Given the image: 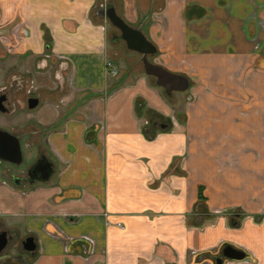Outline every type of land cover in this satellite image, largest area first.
Instances as JSON below:
<instances>
[{
	"label": "crops",
	"instance_id": "1",
	"mask_svg": "<svg viewBox=\"0 0 264 264\" xmlns=\"http://www.w3.org/2000/svg\"><path fill=\"white\" fill-rule=\"evenodd\" d=\"M108 8L186 88L230 58H248L249 71L264 73V0H0V32L23 33L15 58L41 70L56 63L54 79L67 92L45 87L38 72L28 121L0 124L15 125L27 160L42 156L51 166L45 182L17 187L0 173V229L8 235L0 264H212L226 246L244 253L226 264H264L263 142L233 152L226 139L245 144V126L207 134L199 108L187 132L176 116L151 131L144 110L159 119L175 110L152 99L136 78L142 70L122 68L102 26ZM226 150L237 166L228 168L229 158L216 165ZM28 237L29 252L21 247Z\"/></svg>",
	"mask_w": 264,
	"mask_h": 264
},
{
	"label": "rangeland",
	"instance_id": "2",
	"mask_svg": "<svg viewBox=\"0 0 264 264\" xmlns=\"http://www.w3.org/2000/svg\"><path fill=\"white\" fill-rule=\"evenodd\" d=\"M21 22V24L24 25L22 26L20 24L23 27L22 31H24V27H26L27 23L25 17L21 19ZM104 24L105 26L102 25L104 27V32L109 31L112 34L107 36V40L113 44V47H118V49H115V52H118L119 57H121L120 62L122 68L126 69L127 67H130L131 69H134V67H137V69L140 71L142 70V73L136 74V78L143 79L145 86L152 93V99L157 98L159 103L162 102V104L167 105L169 109L173 107L175 110L174 114L168 112V114L162 115L163 117L159 119L161 115H159L157 112L155 113L149 108L150 110L147 109L149 111L146 113V111L143 109L145 112L142 110V114L145 118H142V120L145 121V125L149 129L151 128V131L160 132V128H158L156 124L158 120L162 123L170 119L174 121L176 116L178 119H180L179 121L182 122V126L184 127L183 131L187 132L185 125L187 124L186 121H190V113L199 108L200 113L195 115V119L198 122H202L204 120L209 122L212 128L210 127L207 129V134L213 131L212 134L219 136L220 133L224 132L223 127H225V123H241L245 126L242 130V135L245 138L244 141H246L245 144H234L236 142L235 136L239 138L237 135H230L226 139L227 141L230 138L232 140L231 142L233 143L227 147L231 149H237V151L233 152H253V140L255 138H258L264 144V73L252 70L249 71V63H251L250 59L247 58L245 60H241V58H230L229 61L227 59L224 61V63L220 61L214 66L212 70L210 69L208 73L203 76V79H199L198 81L194 80L195 85L192 88L189 87L191 82H193L191 80V82H188V86L184 90L170 91L168 94H166L163 88L156 85L154 79H151L144 74L141 64V56L125 48L124 43L119 38V32L113 28L107 20ZM14 31L15 30L7 35L0 32V36H2L0 37V89L4 83L10 84V87H8L9 90H6L7 96L9 97L8 103L6 105L8 113L5 115H0V124L2 125L5 123L7 124L6 126L14 122V117L18 120H23L24 122L28 121L30 118L26 116V114L29 113V110L26 109L24 101L27 96L32 95L35 97V91L37 89L33 84L32 78L35 77L36 73H43L41 76H44L45 78V81L43 82L45 87L48 86L55 91L62 90L61 94L67 93L64 89L65 81L54 79L53 71L55 68H57L56 63H47V68L45 70H41L37 67V61L32 64L30 63L29 59H21L20 57L17 59L15 58L14 53L18 48L16 45H18V41H21L19 34L23 36V33L17 34L14 33ZM136 55L137 57H135ZM122 58H135V61H128L126 66ZM144 58L148 62H155L157 64L158 62H163L165 65L164 59L158 55H147ZM167 67L170 66L167 65ZM210 68H212V66ZM187 70L190 74V67H188ZM226 71L229 72L227 73ZM133 75H135V73L130 75L131 78ZM223 77L224 80L221 79ZM122 81L123 80H120L119 83H122ZM62 82L63 86L60 85ZM124 82H130V80H124ZM57 94L58 93H56V98L59 99L60 97L57 96ZM152 99L151 101H153ZM147 102H149V99H147ZM248 108L249 110H245ZM164 124H166V122ZM213 127H215L217 130ZM0 128L3 131L9 132L10 129L16 127L13 124V126L10 128ZM194 131H197L195 134L196 136L201 133V131L199 129L197 130L196 128H194ZM216 131H219L220 133L218 134ZM191 134L188 133V135ZM262 148V153L264 155V145ZM20 151L22 154V162L19 168L25 169L28 167L29 163L34 160H27L23 146L20 147ZM224 152V154H215L214 160L216 165L220 166L221 168L229 158L230 164L229 161H227L229 164L227 167L229 168V166H237V154H232V156H229L227 150ZM2 167L9 168L10 165L6 164ZM262 175L263 177L261 179L264 186V171L262 172ZM262 193V198L260 197V199L264 202V189ZM8 254L16 255L17 252L13 250Z\"/></svg>",
	"mask_w": 264,
	"mask_h": 264
},
{
	"label": "water",
	"instance_id": "3",
	"mask_svg": "<svg viewBox=\"0 0 264 264\" xmlns=\"http://www.w3.org/2000/svg\"><path fill=\"white\" fill-rule=\"evenodd\" d=\"M103 16L109 22V24L115 28L120 35V39L123 41L125 47L141 56V64L143 72L147 76L155 78V83L165 90L166 93L170 91H182L186 88L187 81L177 75L171 74L166 70L149 63L145 60V56L153 55L155 53L154 47L144 39V37L137 30L130 28L125 24L119 17H117L113 9L108 8L103 11ZM2 98H0V113H4L5 109L2 107ZM36 99H28L27 108L32 109L36 106ZM164 126H160L163 128ZM0 160H3L9 164L19 165L21 163V153L18 141L14 136L0 130ZM44 173L42 177L35 178L39 182L45 181L49 174L51 173L50 164L44 159V157H39L35 164L27 171V175H31V172L38 170L42 172L43 166ZM6 244L5 233L0 235V250L4 248ZM22 249L24 251H32L34 249V244L32 238H25L22 242ZM222 258L229 261H240L244 258V253L230 246H226L221 251ZM222 260H217V264H221Z\"/></svg>",
	"mask_w": 264,
	"mask_h": 264
},
{
	"label": "flooded vegetation",
	"instance_id": "4",
	"mask_svg": "<svg viewBox=\"0 0 264 264\" xmlns=\"http://www.w3.org/2000/svg\"><path fill=\"white\" fill-rule=\"evenodd\" d=\"M0 37H2V36H0ZM119 38H120V35H119ZM1 39H3V38H1ZM121 40V39H120ZM1 41V40H0ZM122 41V40H121ZM123 42V41H122ZM125 46V45H124ZM138 55H140V54H138ZM149 63H151V64H154V65H156V66H158V67H160L157 63H155V62H149ZM161 68V67H160ZM12 86V85H11ZM8 87H10V84H8V83H4L2 86H1V89H0V98H2V102H1V104H2V107L5 109V112L4 113H0V115H5V114H7L8 113V110H7V108H6V105H7V103H8V99H9V97L7 96V92H6V90H9V88ZM164 90V89H163ZM165 91V90H164ZM28 99H36L34 96H32V95H30V96H27L26 97V99H25V101H24V104H25V107H26V109H28L27 108V101H28ZM37 100V99H36ZM28 110H30V109H28ZM157 124V126L160 128V126L162 125V124H159V123H156ZM163 126V125H162ZM0 127H2V128H4L3 126H0ZM0 130L1 131H3L1 128H0ZM4 132H6V131H4ZM6 133H8L9 135H11V136H14L15 138H16V140L18 141V144H19V141H20V137H18V136H16V135H14L13 133H12V131L10 130L9 132H6ZM19 148H20V145H19ZM20 153H21V151H20ZM39 157H41V156H39ZM38 157V158H39ZM38 158H36L34 161H32V162H30L29 163V165H28V167L27 168H25V169H20L19 168V166H20V164L19 165H14V164H9V163H7V162H5V161H3V160H0V173L2 174V175H4L6 178H8V180H9V182L14 186V187H17V186H20L22 183L23 184H33L34 182H39L38 180H36L35 178H39V177H42V175H43V173L46 171H44V168H45V165H42L43 166V170H42V172H40V171H38V170H35V171H33V172H31V175H27V171L35 164V162H36V160L38 159ZM21 162H22V154H21ZM6 164H8V165H10V167L9 168H4V167H2L3 165H6ZM50 169H51V166H50ZM43 182H45V181H43ZM4 231L3 230H1L0 229V235H1V233H3ZM5 233V238H6V244H5V246H4V248L3 249H1L0 250V254L4 251V249L6 248V245H7V243H8V235H7V233L6 232H4ZM25 239V238H24ZM24 241V240H23ZM22 241V242H23ZM22 244V243H21ZM21 247H22V245H21ZM222 260V262H221V264H226L225 263V261H228V260H224V258H222V254H221V252L219 253V256H217V258L214 260V262L212 263V264H217L216 263V261L217 260ZM15 260V259H14ZM3 264H7V263H3Z\"/></svg>",
	"mask_w": 264,
	"mask_h": 264
},
{
	"label": "built area",
	"instance_id": "5",
	"mask_svg": "<svg viewBox=\"0 0 264 264\" xmlns=\"http://www.w3.org/2000/svg\"><path fill=\"white\" fill-rule=\"evenodd\" d=\"M109 65L107 64L106 67H108ZM115 71H111V75H114Z\"/></svg>",
	"mask_w": 264,
	"mask_h": 264
}]
</instances>
